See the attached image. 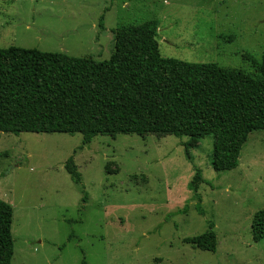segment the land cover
I'll use <instances>...</instances> for the list:
<instances>
[{
  "label": "rangeland",
  "instance_id": "obj_1",
  "mask_svg": "<svg viewBox=\"0 0 264 264\" xmlns=\"http://www.w3.org/2000/svg\"><path fill=\"white\" fill-rule=\"evenodd\" d=\"M103 17L102 22L100 21ZM158 23L160 56L252 70L264 51V0H0V49L107 60L120 25ZM101 25V26H100ZM0 133V199L12 207L10 264H264L251 220L264 208V131L238 166L215 172L213 138ZM73 157L81 183L65 170ZM201 170L203 215L187 185ZM187 205V211L177 210ZM214 225L215 252L187 240Z\"/></svg>",
  "mask_w": 264,
  "mask_h": 264
},
{
  "label": "trees",
  "instance_id": "obj_2",
  "mask_svg": "<svg viewBox=\"0 0 264 264\" xmlns=\"http://www.w3.org/2000/svg\"><path fill=\"white\" fill-rule=\"evenodd\" d=\"M112 35L113 52L102 62L0 49V133L80 134L82 145L98 135L184 136L190 163V149L211 136V168L217 173L235 169L249 134L264 131V51L247 72L160 56L155 20L120 25ZM65 170L75 184L81 183L73 157ZM193 170L187 188L203 215L197 191L209 181L199 168ZM186 211L187 205L176 213ZM12 213L0 199V264H10L13 256ZM213 227L208 222L205 232L187 242L215 252ZM250 229L254 243L264 238V208L254 213Z\"/></svg>",
  "mask_w": 264,
  "mask_h": 264
}]
</instances>
